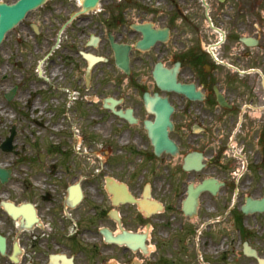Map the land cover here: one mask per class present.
Returning <instances> with one entry per match:
<instances>
[{
  "label": "flooded vegetation",
  "instance_id": "af4514ba",
  "mask_svg": "<svg viewBox=\"0 0 264 264\" xmlns=\"http://www.w3.org/2000/svg\"><path fill=\"white\" fill-rule=\"evenodd\" d=\"M248 2L0 0V264H264Z\"/></svg>",
  "mask_w": 264,
  "mask_h": 264
},
{
  "label": "water",
  "instance_id": "95a60500",
  "mask_svg": "<svg viewBox=\"0 0 264 264\" xmlns=\"http://www.w3.org/2000/svg\"><path fill=\"white\" fill-rule=\"evenodd\" d=\"M245 40L248 42L249 39L245 38ZM168 111L170 110L169 106L167 107ZM164 120L159 117V119L151 124L152 128V134L154 136V142L156 143V147L158 149H161L162 147L166 148L167 150H172L174 151V144L172 141L167 139L165 137V133H167L164 124L162 123ZM170 124L169 122H167ZM171 125V124H170Z\"/></svg>",
  "mask_w": 264,
  "mask_h": 264
},
{
  "label": "rangeland",
  "instance_id": "374dc122",
  "mask_svg": "<svg viewBox=\"0 0 264 264\" xmlns=\"http://www.w3.org/2000/svg\"><path fill=\"white\" fill-rule=\"evenodd\" d=\"M250 4H254V6H256V4L260 5L258 8L254 7H250L251 5ZM248 9H249V13L251 14L250 12V9H254L253 12V15H256L257 16V22L260 23L259 21H262L263 22V27H264V0H255V1H252V0H249L248 2ZM261 22V23H262ZM262 25V24H260ZM256 28V27H255Z\"/></svg>",
  "mask_w": 264,
  "mask_h": 264
}]
</instances>
